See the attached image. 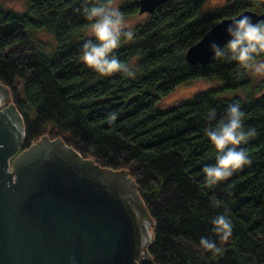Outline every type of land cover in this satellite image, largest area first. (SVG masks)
<instances>
[{"label":"trees","instance_id":"trees-1","mask_svg":"<svg viewBox=\"0 0 264 264\" xmlns=\"http://www.w3.org/2000/svg\"><path fill=\"white\" fill-rule=\"evenodd\" d=\"M139 1L121 0L125 19L139 14ZM204 1L168 0L133 27L135 38L115 54L135 66L134 80L121 74L99 77L81 62L82 45L94 39H74L88 28L77 11L85 0H31L22 14L0 7V83L24 121L21 150L44 135L60 138L83 158L128 172L155 221L151 264H264V90L255 97L224 99L225 90L249 88L247 70L227 59L212 57L205 65H188L185 59L218 21L249 9L264 14V0H236L201 15ZM86 2L91 6L95 0ZM38 29L55 37L52 55L30 34ZM198 78H218L223 86L166 111L155 109L160 98ZM237 101L246 114L245 128L257 132L239 146L253 162L208 190L202 169L215 164V152L205 129ZM211 109L215 121L206 118ZM224 213L233 234L221 244L211 221ZM202 237L216 240L222 254L205 252Z\"/></svg>","mask_w":264,"mask_h":264},{"label":"water","instance_id":"water-1","mask_svg":"<svg viewBox=\"0 0 264 264\" xmlns=\"http://www.w3.org/2000/svg\"><path fill=\"white\" fill-rule=\"evenodd\" d=\"M166 1L140 0L139 14ZM242 15L264 20L249 9L218 21L187 50L188 65L208 63L210 44L223 47ZM24 135L0 83V264H151L155 221L128 172L101 167L60 138L44 135L21 150Z\"/></svg>","mask_w":264,"mask_h":264},{"label":"clouds","instance_id":"clouds-1","mask_svg":"<svg viewBox=\"0 0 264 264\" xmlns=\"http://www.w3.org/2000/svg\"><path fill=\"white\" fill-rule=\"evenodd\" d=\"M77 11L88 21V33L94 37L82 45L80 59L84 66L99 77L121 74L127 79H136L135 66L122 62L115 54L123 42L132 41L136 35L116 0H95L91 6L85 0ZM226 32L230 39L223 47L215 42L210 44L213 57L235 61L248 74L264 81V20L253 23L249 16L242 15L228 25ZM245 115L241 103L233 102L228 105L223 118L205 129L206 139L215 152V164L202 169L204 188L214 190L237 171L251 166V156L239 146L247 144L257 132L255 128H245ZM206 118L215 121L216 111L209 110ZM110 119L115 120L116 114L113 113ZM212 204L218 207L220 201L213 197ZM211 223L221 244L232 238L233 223L226 213L217 215ZM199 244L213 256L222 254L216 240L202 237Z\"/></svg>","mask_w":264,"mask_h":264},{"label":"rangeland","instance_id":"rangeland-1","mask_svg":"<svg viewBox=\"0 0 264 264\" xmlns=\"http://www.w3.org/2000/svg\"><path fill=\"white\" fill-rule=\"evenodd\" d=\"M31 0H0V7L6 10H12L18 13H25L27 11L28 4ZM236 0H205L200 8V14L205 15L213 10H219L226 7L228 4L235 2ZM118 4H121V0H116ZM148 14H136L126 19L131 27L136 24H143L147 19ZM34 40L41 42L44 45V53L46 55H52L57 48V42L52 34L47 33L43 29L30 31ZM88 33V28L83 31L82 34L76 35L74 39L77 41L84 38H91ZM249 79L248 89H235L225 90L222 92L221 97L224 99H231L234 97L244 98L245 96L255 97L260 95V92L264 90V81L258 80L256 77L251 76L247 72ZM223 82L218 78L206 79L198 78L190 81V83L177 86L168 96L160 98L156 102V108L159 111H166L173 107L187 102L193 98V95L208 90L222 88Z\"/></svg>","mask_w":264,"mask_h":264}]
</instances>
